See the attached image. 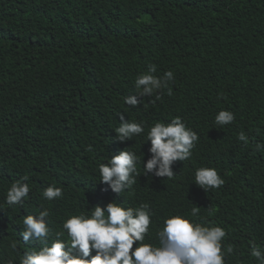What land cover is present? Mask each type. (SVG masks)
I'll list each match as a JSON object with an SVG mask.
<instances>
[{
  "label": "trees",
  "instance_id": "trees-1",
  "mask_svg": "<svg viewBox=\"0 0 264 264\" xmlns=\"http://www.w3.org/2000/svg\"><path fill=\"white\" fill-rule=\"evenodd\" d=\"M150 64L156 76L174 73L171 95L164 89L158 100L126 105ZM221 109L235 114L232 124L215 125ZM118 114L146 130L180 117L199 136L192 157L173 164L171 180L140 175L121 196L105 190L97 168L108 157L133 151L143 166L150 156L143 135L115 139ZM241 131L248 143L238 140ZM257 142L264 143V0H0V264H19L39 247L19 235L24 216L48 209L55 238L69 215L112 201L150 205L144 243L158 246L156 226L183 215L226 230L223 244L234 254L225 264H258L249 255L250 242L264 248ZM199 167L215 168L223 186H196ZM24 176L31 191L23 207L7 205V189ZM50 185L62 188L61 198H43Z\"/></svg>",
  "mask_w": 264,
  "mask_h": 264
},
{
  "label": "clouds",
  "instance_id": "clouds-1",
  "mask_svg": "<svg viewBox=\"0 0 264 264\" xmlns=\"http://www.w3.org/2000/svg\"><path fill=\"white\" fill-rule=\"evenodd\" d=\"M156 72V65L150 64L146 73L136 77V95L124 97L126 105L136 107L141 104L143 100L138 97L150 98L155 95L158 100L159 92L164 89L171 95L168 84L174 82V73L169 70L162 76H156ZM118 115L120 123L114 130L115 139L124 142L143 135L145 142L150 143V156L143 166L142 158L133 151L124 149L108 157L97 168L99 182L107 186L105 190L121 196L125 190L132 189L140 175L152 174L171 180L175 176L173 164L192 157L199 136L180 117H173L167 123L157 121L146 130L143 122L125 120L123 115ZM235 119L233 112L221 109L215 114L214 123L223 127L232 124ZM237 138L244 143L249 140L244 131L239 132ZM86 150L93 151L91 146ZM254 150L264 151V143L257 142ZM28 179L24 176L11 183L4 201L7 205L23 207L24 199L31 191ZM192 179L204 191L220 188L225 183L212 167L196 168ZM62 195V188L51 185L42 193L48 201ZM198 214L199 207L194 206L191 217ZM49 215V210L43 209L35 215L24 216L23 230L19 235L25 243H35L39 247H33V250L21 255L19 264H225L226 257L234 254V245L225 247L223 244L227 235L224 228L196 222L183 215L167 216L156 226L158 246L144 243L153 223V213L148 203L127 207L124 203L112 201L103 207L97 205L91 208L90 214L69 215L61 221L60 231L56 232L55 238H51ZM136 242L139 243L133 250ZM9 247L15 251L16 242L11 241ZM249 255L258 264H264V248L254 242H250ZM7 264L14 262L9 260Z\"/></svg>",
  "mask_w": 264,
  "mask_h": 264
}]
</instances>
